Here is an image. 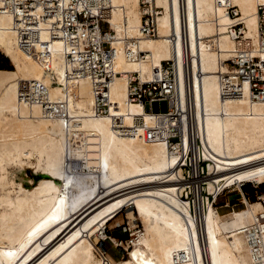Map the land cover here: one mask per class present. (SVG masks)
<instances>
[{"label":"bare ground","instance_id":"obj_1","mask_svg":"<svg viewBox=\"0 0 264 264\" xmlns=\"http://www.w3.org/2000/svg\"><path fill=\"white\" fill-rule=\"evenodd\" d=\"M155 1L164 8L158 35L146 36L140 0H111V103L101 98L102 83L97 92L75 75L60 39L46 53L26 52L15 18L0 12V49L14 69L0 72V171L14 164L34 174L19 177L13 191L0 182V264H264V233L255 232L258 245L248 234L264 202H249L242 188L264 183V99L238 95L236 69L227 62L242 48L230 26L241 20L256 41L264 0ZM232 5L237 19L228 14ZM20 11L22 18L32 12L29 3ZM164 60L178 65L181 96L174 100L185 111L182 123L170 118L172 102L169 113L156 112L128 98L135 73L155 79L153 68ZM34 80L53 102L66 100L67 118L46 117L40 105L20 100L21 86ZM104 104L108 113L98 111ZM118 125L139 133L126 135ZM179 126L177 143L144 135ZM227 188L244 195L246 208L219 212L214 203ZM127 206L143 229L133 231L126 257H98L92 237L107 239L106 225Z\"/></svg>","mask_w":264,"mask_h":264},{"label":"built area","instance_id":"obj_2","mask_svg":"<svg viewBox=\"0 0 264 264\" xmlns=\"http://www.w3.org/2000/svg\"><path fill=\"white\" fill-rule=\"evenodd\" d=\"M259 1V0H258ZM153 2L155 5H153ZM29 3L31 13L22 18L25 4ZM140 8L143 11L142 25L140 30L143 35H158V16L162 14L163 7H158L155 0H140ZM237 6H230L228 14L237 19L239 16ZM258 14L260 18L259 31L256 41L245 34L246 26L239 20L230 26V33L234 35L235 40L239 41L241 54L238 58L227 61L231 67L236 69L238 81L235 84L234 91L238 95L256 99L259 95L264 99V4L257 3ZM0 12L10 13L16 21L18 30L17 38L19 46L26 52H32L40 48L44 53L48 52L51 43L60 39L66 48V58L72 65L75 75L78 77L89 78L92 82L93 90L100 92V85L104 94L100 93L101 98L110 99V82L112 75L116 74L114 69V60L116 50L114 49L109 38L105 36L108 30H112L111 22L106 19L107 13L112 14L111 0H0ZM70 23L67 25V21ZM27 30L24 31V27ZM101 33L103 37L101 36ZM49 36L48 41H44L42 36ZM126 55L129 58L137 57L136 50L130 45L126 46ZM256 53L253 55V53ZM140 56L145 55V51L139 52ZM71 59L72 63L69 61ZM80 60L78 63H74ZM161 66L153 68L155 79L141 81L139 74L129 83L128 98L134 102H142L146 109L152 110L154 102L167 101L170 106L171 102L175 111L170 114L171 119H180L185 111L176 105V99H180L181 85L178 65L175 61H162ZM109 67V70L107 69ZM108 72L112 73L109 74ZM98 78V79H97ZM188 100L190 101L189 96ZM20 100L27 101L28 104L40 105L43 115L51 118H64L68 116V106L65 102L52 101L49 97L47 86L39 80L32 83L23 84L19 93ZM108 106H98L100 113H108ZM170 109L168 108V113ZM67 118V117H66ZM123 131L126 129V135H137L139 132L135 126L124 127L118 125ZM167 128L151 132L152 129H146L144 133L147 139L161 134L164 138L168 135V140L174 143L180 142V129ZM178 130V131H177ZM177 132V133H175ZM191 134H193L191 130ZM143 135V136H144ZM260 201L262 194L257 195ZM256 223L248 231L255 232L259 235L264 233V213L256 216ZM139 230H141L139 228ZM257 244L263 243L261 238L255 235ZM256 243V242H255ZM257 247V246H256ZM100 254L107 260L108 251L102 246H98ZM254 257L256 256L253 252Z\"/></svg>","mask_w":264,"mask_h":264},{"label":"rangeland","instance_id":"obj_3","mask_svg":"<svg viewBox=\"0 0 264 264\" xmlns=\"http://www.w3.org/2000/svg\"><path fill=\"white\" fill-rule=\"evenodd\" d=\"M0 63H3L5 68H8L6 69L8 70V72H12L14 70L12 69L13 66L11 64V61L8 57H6L2 49H0ZM168 108L169 105L167 101H157L152 104V109L156 112H166ZM4 167V171H0V182H7V188H9L10 191H13L15 187H17L16 183L19 177L29 179L34 178L32 170H27V172L24 173L18 166L14 164H7ZM242 184H246L245 186H243L244 188H246L248 193L244 190L243 192L249 202L260 201V198L258 199L257 195H264V183L259 184L248 182ZM27 185H29V183H27ZM7 188L6 190H8ZM1 193L2 189L0 188V194ZM11 194L14 195V192H12ZM244 195L240 191L234 190V188H227L222 193H220L214 205L221 214L227 213L233 209L240 210L242 208H246V203L243 199ZM143 227L144 225L142 220L137 217L132 206L123 208L122 210H120L118 215L106 225L105 231L109 236L107 239H102L100 235H94L92 237V245L95 254L98 257H102L98 250V246H101L102 244V246L108 251L109 258H111L112 260H118L126 257L128 252L126 247L128 245H132L131 240L132 238H134L132 236L133 231L139 228L143 229ZM111 237L115 238L118 243H116L115 240L111 239Z\"/></svg>","mask_w":264,"mask_h":264},{"label":"trees","instance_id":"obj_4","mask_svg":"<svg viewBox=\"0 0 264 264\" xmlns=\"http://www.w3.org/2000/svg\"><path fill=\"white\" fill-rule=\"evenodd\" d=\"M2 68H5V66L3 65V63H0V69H2ZM246 185V184H245ZM244 185V186H245ZM244 186H243V190L245 191V192H247V190H246V188H244ZM248 193V192H247Z\"/></svg>","mask_w":264,"mask_h":264},{"label":"crops","instance_id":"obj_5","mask_svg":"<svg viewBox=\"0 0 264 264\" xmlns=\"http://www.w3.org/2000/svg\"><path fill=\"white\" fill-rule=\"evenodd\" d=\"M13 66V65H12ZM6 69H8V68H2V69H0V72H2V71H4V72H8V70H6ZM13 69V68H12ZM10 71V70H9Z\"/></svg>","mask_w":264,"mask_h":264}]
</instances>
